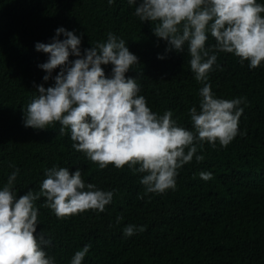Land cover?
<instances>
[{
  "label": "trees",
  "instance_id": "1",
  "mask_svg": "<svg viewBox=\"0 0 264 264\" xmlns=\"http://www.w3.org/2000/svg\"><path fill=\"white\" fill-rule=\"evenodd\" d=\"M140 2L0 0V190L19 169L13 182L17 198L39 192L46 170L55 166L70 172L79 168L85 184L114 192L104 212L63 218L42 206L44 197L34 202V235L42 232L51 241L43 250L55 264H71L89 244L82 264H264V62L252 69L234 54L216 53L206 82L217 98H246L238 133L226 147L218 141L215 147L197 144V155L204 159L194 157L178 169L175 188L163 193H147L139 182L143 174L127 166L101 169L72 147L70 129L60 135L59 122L44 130L24 127L23 111L37 86L54 84L43 81L47 73L39 65L48 54L37 52L35 45L52 42L63 27L81 36L82 54L106 41L109 32L123 39L139 61L126 78L137 79L147 106L158 115L171 110L179 126L192 130L188 113L194 106L199 110L204 84L191 71L187 44L183 52H166L169 45L153 35L154 25L135 15ZM257 3L264 5V0ZM215 43L208 33L205 47ZM102 68L110 76L112 65ZM200 172L213 178L205 181ZM130 224L145 230L126 237L123 230Z\"/></svg>",
  "mask_w": 264,
  "mask_h": 264
},
{
  "label": "clouds",
  "instance_id": "2",
  "mask_svg": "<svg viewBox=\"0 0 264 264\" xmlns=\"http://www.w3.org/2000/svg\"><path fill=\"white\" fill-rule=\"evenodd\" d=\"M108 2L111 5L113 0ZM128 2L137 4V0ZM262 13L264 5L257 0H141L136 6L140 21H150L153 35L169 45L166 52H183L187 44L191 71L204 84L199 110L194 106L188 113L192 130L179 126L171 110L158 115L147 106L137 79L126 78L139 61L123 39L109 32L106 41L91 44L82 54L81 36L63 27L56 29L52 42L35 45L37 52L48 54V60L39 65L47 73L43 81L52 79L54 84L37 86L23 111L24 127L44 130L59 122L60 135L70 129L72 147L101 169L111 164L143 174L139 182L147 193L174 189L177 170L194 157L197 162L204 159L197 155V144L208 142L215 147L218 141L226 147L238 133L244 111L240 105L246 98H217L206 81L218 52L234 54L252 69L264 62ZM208 33L216 42L210 48L205 47ZM70 56L76 59L70 61ZM109 64L112 70L106 76L102 65ZM18 172H12L0 190V264H55L43 250L51 241L42 232L34 235L38 225L34 202L44 197L42 206L63 218L88 210L104 212L114 192L85 184L79 168L70 172L54 166L46 170L39 192L29 190L17 198L13 182ZM199 175L205 181L213 178L209 172ZM144 230L130 224L123 233L130 237ZM90 248L89 244L78 250L71 264H82Z\"/></svg>",
  "mask_w": 264,
  "mask_h": 264
}]
</instances>
